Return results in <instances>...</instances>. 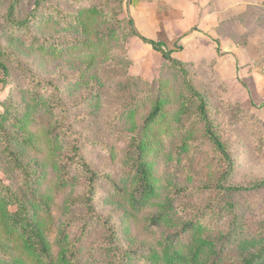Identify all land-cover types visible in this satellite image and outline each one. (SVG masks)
Returning a JSON list of instances; mask_svg holds the SVG:
<instances>
[{
	"label": "rangeland",
	"instance_id": "1",
	"mask_svg": "<svg viewBox=\"0 0 264 264\" xmlns=\"http://www.w3.org/2000/svg\"><path fill=\"white\" fill-rule=\"evenodd\" d=\"M14 2L0 0V60L8 70H0V264L114 259L104 249L112 247L104 243L105 227L84 202L85 172L74 163L66 169L75 153L62 128L67 123L101 175L93 212L110 219L121 250L134 255L131 264H166L163 252L192 219L204 238L232 235L205 264H243L264 251V188L226 190L264 181V6L248 12L258 21L240 17L243 27L221 29L238 48L249 46L244 56L251 66L242 78L218 62L220 52L186 68L233 159L230 170L206 136L182 73L132 34L131 0H19L13 23ZM26 18L27 27L16 25ZM38 82L52 83L58 94ZM159 99L162 114L145 131ZM142 140L155 192L136 207L130 194ZM26 220L32 225L24 229ZM235 221L241 231H229ZM192 238L188 232L177 237L175 250L188 253Z\"/></svg>",
	"mask_w": 264,
	"mask_h": 264
},
{
	"label": "trees",
	"instance_id": "2",
	"mask_svg": "<svg viewBox=\"0 0 264 264\" xmlns=\"http://www.w3.org/2000/svg\"><path fill=\"white\" fill-rule=\"evenodd\" d=\"M40 2L41 0H36V5H39ZM18 3H19V0H15L14 4L11 6L9 10L10 11L9 20L13 23H15L14 11L16 10ZM262 6H264V4L261 5L259 8H261ZM250 9L252 8H249L246 14H244L241 19L247 16V17H253L256 21H258V18L260 17L258 16V14L251 15L254 12L248 13L249 11H251ZM258 11H260V9ZM33 13H34V10L31 11L30 14H33ZM82 13L83 11L80 14ZM29 20H30L29 18H26L22 22H19V23L16 22V25L21 26V27L22 26L27 27ZM239 21H240V18H239ZM129 22H130V25L132 26V34L134 36L142 39L144 43L150 44L156 52L162 55L163 60H165L169 66H172L173 68L177 69L180 73H182V75L185 78V86L187 90L198 102L197 110L199 112L201 121L205 124V128H206L205 132H206L207 138L214 144L215 148L220 152L221 156L228 163L229 168L231 170L234 167L233 159L231 155L229 154L228 149L226 148L224 143L220 140L217 133L214 131V125H213V121L210 118L209 106H208L207 100L205 96L201 92H199L195 88V86L189 81L188 71L186 68H187V65L192 66V64H195V63L193 62L183 63L177 59L172 58L171 51L166 52L160 43L155 42V41H149V40L142 38V36H140L139 33L136 31L134 22L132 20H130ZM233 22L234 20L232 22L229 21L227 22L226 25L228 24L230 25V23L233 24ZM220 32L222 33V30H220ZM232 39L235 41L236 44H238L237 40H235L234 38ZM0 54H1V47H0ZM0 70H3L5 75L8 74L7 67L1 62V60H0ZM37 85H41L43 89L51 88L53 90V94H58V89L56 87H53L54 85L50 82H46V83L38 82ZM162 106H163V101L159 99L153 106L152 111L149 113L146 119V123L143 126V130L147 131L151 123L155 122L156 118H158V116L162 114ZM63 127H65V130ZM62 128L64 132L66 133V136L71 139H74L75 141V144H74L75 153L70 158L69 160L70 163L66 164V169L67 167H69V165H72V163H74L78 167L82 168V170L85 172L87 186H86V197H85L84 202L88 206L89 210L93 212L95 210L93 199L97 192V181L100 179L101 175L98 174L94 170L91 163H89V161L85 158L83 154L82 145L79 141L80 137L78 136L77 133H75L72 130L71 125L67 123V126L62 125ZM138 144H139V147L137 150V154L134 157V161H133L134 162L133 168H134V174H135V177L133 178V180L135 181L134 183L135 189L130 194V198H131L130 202L136 207L137 205L139 206L145 205L149 200H151V198H153L154 192H155L154 177H152V175L150 174L147 164L144 163V161L142 160L144 157V152L146 151V147L148 144H145L144 140H142ZM226 176L227 175H224L223 178H225ZM218 187L223 188V186L221 185H219ZM263 188H264V181L259 182L250 188L233 186V187L227 188L226 190L230 192H252L256 189H263ZM19 203L18 205L20 206L21 210L26 213V208H27L26 204H24V202H21V201H19ZM92 212H91V214H93L92 216H95V218L92 217V219L99 220L105 227L104 229H105L107 236H106V239H104V243L106 244L109 241L112 244V247L106 246L104 249H106L107 253L109 254H111L112 252L113 254L115 253V255H112L114 259L107 262L106 264H131V259H132V256L134 255H132L131 251L123 252L121 250L119 246L120 243H119V239L117 236V231L114 228V226L111 224L110 219H108L107 217L104 219L102 215H96L94 214V212L93 213ZM91 214L87 218L86 222H89L88 220H90ZM149 219L152 221V224H154V221H156V218L154 217L149 218ZM80 220L82 221V219ZM25 224L27 226L24 227V229L32 225L27 220ZM241 229H242V225H239L238 221H235V223H233V226L229 229V231L235 232V231H241ZM193 231L194 233H192ZM187 232L193 235L192 242H191L192 244L188 248L189 249L188 253L183 254L181 250L178 251L177 248L175 250L174 248L175 245L173 243L177 237L179 238L183 236V233H187ZM200 232H201V227L198 226L193 219L185 223L183 227H181V229L175 233L174 235L175 239L170 240L172 243L171 248L169 250L166 249L163 252L162 254L163 257H161L160 261L165 262L166 264H188V263L189 264H205V262L209 261V256H211L210 254L217 253V251H219L220 249L216 251V248H218V246L219 248L223 246L232 237L231 233L229 232L227 234H221L219 239L214 240L212 238H204L203 236H201ZM217 254L220 255V252H218ZM108 256L110 257L111 255H108ZM263 257H264V251H260L259 253H254L253 255L247 258H244L243 264H256ZM216 259L217 257L215 258V260Z\"/></svg>",
	"mask_w": 264,
	"mask_h": 264
},
{
	"label": "crops",
	"instance_id": "3",
	"mask_svg": "<svg viewBox=\"0 0 264 264\" xmlns=\"http://www.w3.org/2000/svg\"><path fill=\"white\" fill-rule=\"evenodd\" d=\"M131 3L136 31L142 38L168 48L172 58L183 63H197L217 58L220 52L218 62L235 69L237 77L239 74L242 78L245 70L250 68L247 56H244L249 46L238 48L230 36H221L220 30L233 20L231 29L243 27L239 18L249 8L263 5L264 0H131ZM136 38L152 48L154 57L163 59L150 44ZM175 44L177 48H174ZM243 67L244 71H240Z\"/></svg>",
	"mask_w": 264,
	"mask_h": 264
}]
</instances>
